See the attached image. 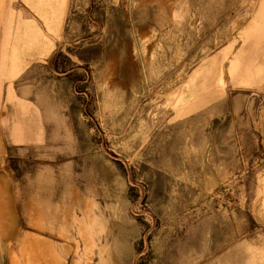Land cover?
I'll use <instances>...</instances> for the list:
<instances>
[{"label":"rangeland","instance_id":"1","mask_svg":"<svg viewBox=\"0 0 264 264\" xmlns=\"http://www.w3.org/2000/svg\"><path fill=\"white\" fill-rule=\"evenodd\" d=\"M0 264H264V0H0Z\"/></svg>","mask_w":264,"mask_h":264},{"label":"crops","instance_id":"2","mask_svg":"<svg viewBox=\"0 0 264 264\" xmlns=\"http://www.w3.org/2000/svg\"><path fill=\"white\" fill-rule=\"evenodd\" d=\"M49 22L50 21L48 19L44 20L46 26H49ZM40 31L43 30L36 21L32 22L30 25L23 24L17 27V33L19 32V34L15 36L16 38L14 39L13 43L16 46H21L22 56L24 54H32L34 52L40 51V46L45 41H43ZM24 49H26L27 53L24 52Z\"/></svg>","mask_w":264,"mask_h":264},{"label":"bare ground","instance_id":"3","mask_svg":"<svg viewBox=\"0 0 264 264\" xmlns=\"http://www.w3.org/2000/svg\"><path fill=\"white\" fill-rule=\"evenodd\" d=\"M22 35V34H21Z\"/></svg>","mask_w":264,"mask_h":264}]
</instances>
